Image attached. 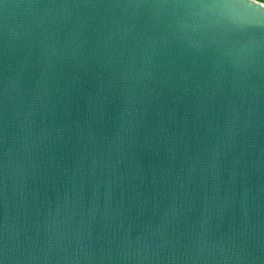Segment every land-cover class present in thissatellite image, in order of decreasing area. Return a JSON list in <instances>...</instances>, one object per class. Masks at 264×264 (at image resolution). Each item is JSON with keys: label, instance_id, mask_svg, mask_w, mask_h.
I'll return each instance as SVG.
<instances>
[{"label": "water", "instance_id": "obj_1", "mask_svg": "<svg viewBox=\"0 0 264 264\" xmlns=\"http://www.w3.org/2000/svg\"><path fill=\"white\" fill-rule=\"evenodd\" d=\"M0 264H264V4L0 0Z\"/></svg>", "mask_w": 264, "mask_h": 264}, {"label": "trees", "instance_id": "obj_2", "mask_svg": "<svg viewBox=\"0 0 264 264\" xmlns=\"http://www.w3.org/2000/svg\"><path fill=\"white\" fill-rule=\"evenodd\" d=\"M257 2H260V3H264V0H255Z\"/></svg>", "mask_w": 264, "mask_h": 264}, {"label": "rangeland", "instance_id": "obj_3", "mask_svg": "<svg viewBox=\"0 0 264 264\" xmlns=\"http://www.w3.org/2000/svg\"><path fill=\"white\" fill-rule=\"evenodd\" d=\"M260 3V2H259ZM261 4H264V3H261Z\"/></svg>", "mask_w": 264, "mask_h": 264}]
</instances>
